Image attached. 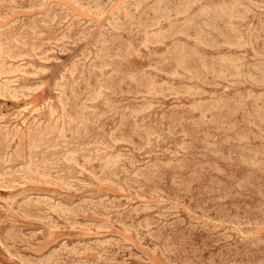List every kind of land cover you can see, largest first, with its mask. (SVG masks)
<instances>
[{
  "label": "rangeland",
  "instance_id": "rangeland-1",
  "mask_svg": "<svg viewBox=\"0 0 264 264\" xmlns=\"http://www.w3.org/2000/svg\"><path fill=\"white\" fill-rule=\"evenodd\" d=\"M263 69L264 0H0V264H264Z\"/></svg>",
  "mask_w": 264,
  "mask_h": 264
},
{
  "label": "bare ground",
  "instance_id": "bare-ground-1",
  "mask_svg": "<svg viewBox=\"0 0 264 264\" xmlns=\"http://www.w3.org/2000/svg\"><path fill=\"white\" fill-rule=\"evenodd\" d=\"M203 1V0H202ZM13 2V1H12ZM15 3V2H14ZM238 3V2H237ZM237 6V5H236ZM169 13V12H168ZM64 15V14H63ZM211 21V20H210ZM60 23V22H59ZM173 23V22H172ZM204 25V24H203ZM218 27V26H217ZM22 29V28H21ZM215 33V32H214ZM62 35V34H61ZM64 36V35H63ZM258 38V37H257ZM8 39V38H7ZM63 39V38H62ZM71 40V39H70ZM99 40V39H98ZM128 42H130V41H128ZM48 44V43H47ZM4 46V45H3ZM141 46H142V44H141ZM133 47V46H132ZM136 47V46H135ZM145 48V47H144ZM212 48V47H211ZM65 50V49H64ZM21 52V51H20ZM44 52V51H43ZM136 52V51H135ZM22 53V52H21ZM21 55V54H20ZM128 55V54H127ZM126 59V58H125ZM100 63V62H99ZM154 63H155V61H154ZM31 64V63H30ZM240 64V63H239ZM82 65V64H81ZM128 66V65H127ZM151 68H153V67H151ZM264 70V69H263ZM129 71V70H128ZM127 71V72H128ZM160 73V72H159ZM166 74V73H165ZM164 74V75H165ZM223 74V73H222ZM247 74V73H246ZM141 79V78H140ZM252 79V78H251ZM149 85V84H148ZM151 86V85H150ZM256 86V85H255ZM264 86V85H263ZM152 87V86H151ZM141 88V87H140ZM154 89V88H153ZM135 91V90H134ZM248 91V90H247ZM250 91V90H249ZM248 91V92H249ZM77 94V93H76ZM262 95V94H261ZM232 97V96H231ZM213 98V97H212ZM234 98V97H233ZM201 102V101H200ZM102 103V102H101ZM204 103V102H203ZM146 110H147V108H145ZM90 118V117H89ZM205 118V117H204ZM203 118V119H204ZM180 125V124H179ZM164 128V127H163ZM39 131V130H38ZM212 131V130H211ZM168 132V131H167ZM172 133V132H171ZM184 134V133H183ZM172 136V135H171ZM241 136V135H240ZM124 138V137H123ZM128 141V140H127ZM225 142V141H224ZM246 142V141H245ZM251 142V141H250ZM223 155V154H222ZM40 158V157H39ZM78 158V157H77ZM185 160V159H184ZM25 161V160H24ZM182 170V169H181ZM220 174V173H219ZM135 188V187H134ZM204 247V246H203ZM121 251V250H120ZM30 261V260H29ZM143 263V262H142Z\"/></svg>",
  "mask_w": 264,
  "mask_h": 264
}]
</instances>
